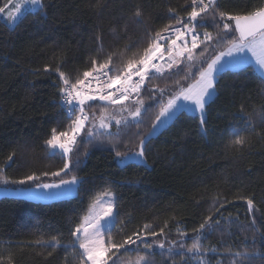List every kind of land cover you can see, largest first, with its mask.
I'll return each mask as SVG.
<instances>
[{
    "label": "trees",
    "instance_id": "obj_1",
    "mask_svg": "<svg viewBox=\"0 0 264 264\" xmlns=\"http://www.w3.org/2000/svg\"><path fill=\"white\" fill-rule=\"evenodd\" d=\"M9 1L0 0V8ZM42 3L44 10L25 12L18 27L0 18V182L31 188L74 175L81 179L77 194L69 199L40 203L1 197L0 258L11 256L13 264H80L82 252L72 233L88 206L106 189L114 194L110 228L114 241L121 242L136 232L143 235L164 229V235L144 236L153 245L151 252L137 240L119 251L113 249L108 264L135 263L139 255L150 264H200L201 259L205 264H235L243 259L235 253L252 251L254 234L255 248L264 252V79L252 66L217 75L215 95L204 114L206 131H201L198 116L183 112L145 140L146 165L131 162L121 166L116 159V151L128 154L135 150L167 100L180 87L192 84L211 59L227 50L226 41H217L238 37L223 31L218 13L246 14L264 6V0H216L215 18L212 10L202 13L203 19L197 18L205 26L196 28L199 47L193 50V58L189 60L185 53L175 58L171 68L148 75L139 93L113 115L110 104L87 101L84 109L89 119L77 136L79 143L69 153V169L60 176L51 173L64 167L65 157L60 149L53 154L45 140L53 128L66 130L75 115L66 116L60 105L62 82L56 69L75 82L92 69L93 59L104 62L111 55L112 74L126 72L128 61L139 60L157 32L162 36L166 26L178 27L183 25L178 20L189 19L193 4L192 0ZM138 10L140 17L135 16ZM206 31L212 34V41H204ZM190 41L184 39L182 44L191 47ZM158 43L160 48L169 45L163 39ZM139 100L142 106L134 103ZM125 107H140L141 115L100 129L102 110H107L108 123L114 116L128 117ZM89 128L101 135L89 137ZM234 132L244 138L243 145L232 143ZM32 174L39 180L13 183ZM247 199L254 202L251 211ZM210 215L219 223L201 240L203 252L187 253L197 236L195 229ZM145 224L151 228L144 230ZM253 227L258 231L253 233ZM160 242L164 249L157 247ZM249 259L261 262L259 255Z\"/></svg>",
    "mask_w": 264,
    "mask_h": 264
},
{
    "label": "snow or ice",
    "instance_id": "obj_2",
    "mask_svg": "<svg viewBox=\"0 0 264 264\" xmlns=\"http://www.w3.org/2000/svg\"><path fill=\"white\" fill-rule=\"evenodd\" d=\"M24 4L35 5L40 11H43L45 7L42 3V0H17L14 11L9 12L8 14L9 24H13L14 27H18L19 23H22L23 14L21 13V9ZM192 4L193 8L190 12H188V21H177V23L183 24L185 31H181L180 29L175 30V39H172L168 45V55L170 57H181L187 53V58L191 60L193 58V50L199 47V37L195 35L196 28L205 26L203 23H197V18L201 17L202 13H208L209 10H212L213 18H215L217 9L216 0H192ZM3 11L4 9L0 8V12ZM170 11L172 10L170 9ZM218 14L220 20L223 22V31L226 34L229 32L237 33L238 37L233 36L228 38L225 36L217 41L218 43H223L226 41L229 45L227 51L221 52L218 56H215V58L211 59V62L207 63V67L199 72V79L195 84L189 85L187 87H180L179 90L167 100V103L161 107L159 113L155 117L156 121L164 123L173 118L178 119L181 113L188 110L186 105H192L194 106L192 111L201 114V131H206L207 121L204 118V114L206 112L207 98L210 97L215 91L214 80L216 77L214 76V73L218 72L226 65L247 62L246 57L240 56L234 57L233 60L226 61L224 64H222V57H232L233 53H243L247 51L252 54L259 67L264 69V6L248 11L246 14L232 15L223 11H220ZM135 16L140 17L141 12L139 10L136 11ZM217 27H220V24H217ZM163 31H169V27L166 26ZM185 34L192 35L191 47H188L187 43H185L183 47L177 48L176 41L183 39ZM162 38L163 37L161 36V33L157 32L156 40H153L149 43L148 47L144 50V55L139 60H129L127 63V71L123 73H116L115 75L111 73L109 70V64L112 61L111 55H109L107 60L104 62H98L96 59H93L92 69L89 71H84L82 74L83 78L78 77L75 82H72L64 72L59 70V68L56 69L62 82V87L60 88L61 99L64 105L67 106L69 116L71 117L75 115V119L71 121L67 129L64 131H59L57 128H53L51 130L50 137L45 140V144L49 149H60L65 157L64 167L59 171L52 172V176H60L61 172H65L70 167L69 153L73 152L74 147L79 143L77 141V136L80 134L81 130L85 128V122L89 119V116L85 113L84 109L86 102L99 99L106 101L108 104L117 105L128 100L130 93H139L145 79L148 77V69L151 61L156 58L155 54L160 51V45L158 41ZM212 39V34L206 31L204 34V41H212ZM201 55H203V52H201ZM174 63L175 59H173L172 62L168 64V67L171 68ZM152 67H155V65H152ZM48 70L49 69L45 67V71ZM157 71H159L158 68ZM93 73H101L103 76H106L108 78L106 81V87L109 89L117 84L127 85L129 82H132L133 86L117 89V92L115 93L102 90H99V94L93 93L91 91L89 93H84L82 88L85 86L87 78L92 77ZM133 76H139V81H133ZM179 101H182L183 103H178ZM134 103L142 106L143 101H134ZM123 110L128 111L129 115L133 119L141 115L140 107H136L135 109L125 107ZM77 112H79V115H76ZM107 116V110H102L99 121V127L101 129L107 130L109 127L108 123L106 122ZM115 122L118 126L121 124V120L119 118H115ZM262 122H264V117H262ZM94 126L95 125H93V127ZM159 126V124L154 123L152 129L154 130ZM234 134L236 135V139L233 140L232 143L234 145H243L245 143L244 138L240 137L238 132H234ZM87 135L89 137H98L101 135V133H94L93 130L89 128L87 130ZM90 142L91 141H89V143ZM138 147L139 150L136 151L134 155L143 160L146 156V143L144 138L140 139ZM53 154H55L54 151ZM116 155L117 157L121 158L122 161L128 159L127 153L122 154L120 151H116ZM12 158V155L8 157L9 160ZM0 171H3V169H0ZM44 175H48V173H44ZM80 179L81 178L74 175L71 177V179H61L59 184L40 183L36 185V188L40 190L39 192L29 189L27 195L30 197L34 195L59 197L65 193L62 191L52 190L60 189L62 186L67 187L76 185ZM37 180H39V177L35 174H32L25 176L23 179L13 181V183L25 185L31 181ZM246 202L248 204L249 210L251 211L254 208L253 200L247 199ZM114 207L115 201L113 199V193L106 189L88 206L86 215L82 217L81 223L73 231L72 235L77 238L79 241V248L82 249V258L80 259V264H108V259H111V256L108 254L112 253L113 249L119 251L120 249L125 248L127 245L136 244L137 240L141 241L143 246L151 252L153 245L148 243L146 239H144V236L164 235V229L161 228L159 233L156 231H145L142 235L141 232H136L133 233L135 239H133V236H127L121 242L114 241L111 235L110 226L108 231H102V228H104L105 225L101 224L102 219L111 218L113 216ZM221 207H223V204H221ZM216 223H219V221L214 220L211 215L205 218L204 222L199 225V228L195 229L197 236L193 240L191 246L186 248L187 253L199 255L203 252L201 240L207 238V235H205L206 233L208 235L211 234L213 231L212 225ZM252 223L255 225V219H253ZM165 227H167V225H165ZM150 228L151 225H144V230H148ZM252 231L255 233L258 231V229L253 227ZM180 235L183 236L185 233H180ZM255 241L256 237L254 234L253 248L251 252L235 253L237 257L243 258L241 260H237L235 264H244V261H247L248 264H255L254 260L249 259L250 256L255 255H259L261 257L260 264H264V252H259L255 248ZM157 247L164 249L165 244L160 242L157 244ZM180 247L183 248L184 245L181 244ZM212 250L215 251V249ZM169 251H171V249H169ZM161 254L163 255V253ZM106 256L107 259L105 258ZM142 262L143 264H150V261L144 255L137 256L135 264H142ZM0 264H13L11 256L7 258H0ZM200 264H205L203 259L200 260Z\"/></svg>",
    "mask_w": 264,
    "mask_h": 264
},
{
    "label": "rangeland",
    "instance_id": "obj_3",
    "mask_svg": "<svg viewBox=\"0 0 264 264\" xmlns=\"http://www.w3.org/2000/svg\"><path fill=\"white\" fill-rule=\"evenodd\" d=\"M16 3H17V0H10L9 3L3 8L4 11L3 12H0V18L3 19L9 26H13V24H9L8 14H9V12L14 11L15 4ZM37 9H38V7L35 6V5L24 4V6L21 9V13L24 14L27 11H35ZM190 42L192 43V41H190ZM184 44L185 43H183V45ZM189 44H187V45H189ZM240 56L246 57L247 58V62L240 63V64H234V65H226L224 68H221L218 72L214 73V76L217 77L218 74H220V73H222V72H224L226 70H239V69H241V68H243V67H245L247 65H250V66L253 67V69L255 70V72L260 77H262L264 79V69H261L259 67V65L256 63L254 57L252 56V54L250 52L245 51L243 53H233V56L232 57L224 56V57H222L221 63L224 64L226 61H231V60L234 59V57H240ZM168 57L171 59V61L176 58V57H170L169 55H168ZM198 79H199V74H198L197 78L194 80V82L192 84H190V85L195 84ZM215 81H216V79L214 80V83H215ZM130 84L131 83L129 82V84L125 85V87L130 86ZM135 95H136V93H130L129 94V98H132ZM214 95H215V91L212 93V95L210 97L207 98V103L211 99H213ZM90 101H93V100H90ZM125 102L126 101H124L122 104H124ZM104 103L108 104L107 102H104ZM178 103H183V102L182 101H179ZM122 104H117V105H111L110 104L111 105L110 107H111V113H112V115L119 110V108H120V106ZM186 107L188 109L187 111H185L186 113L192 114V115H196V116H198L201 119V114L200 113L192 111V108L194 106H192V105H186ZM121 113H124V111L123 112L121 111ZM77 114L79 115V113H77ZM93 119L94 118L91 117V120L90 121H92ZM135 119H133L129 115L128 117H126V118H124L122 120L120 119V120H121V124H124V123H127L128 121H134ZM173 119L168 120V121H166L164 123H160L159 121H156L155 120L154 123H157L160 126L158 128H156V129H154V130L151 128V130L149 131L148 135L144 139L147 140L148 138L154 137L157 134H159V132H161L164 128H166L172 122ZM87 121H86V123H87ZM114 123L116 124L115 118H113L112 120H110V122H108V125L110 126L111 124H114ZM138 150H139V147H137L132 152L128 153V159H126L124 161H122L121 158L116 157L118 164L121 165V166H123V165H125L127 163L133 162V163H140V164L146 165L145 159L142 160V159H140V158H138V157H136L134 155V153L136 151H138ZM52 151H54V150H52ZM59 183L60 182H54V183H49V184H59ZM77 187H78V183L76 185H71V186H67V187L62 186L60 189H54V190H52V191H62V192L65 193L64 195L59 196V197H50V196H47V195H34V196H31L30 197V196L27 195L29 189L35 190L36 192H39L40 191L39 189L36 188V186L35 187H31V188H25V187H15V188H13L12 186H6V185H4V183H1L0 182V198L1 197H13V198L25 199V200L32 201V202L49 203V202H53V201H58V200H63V199H69L71 197H74L77 194ZM105 199H107V198H105ZM113 199H114V194H113ZM113 216H114V209H113ZM113 216L111 218H104V219L101 220V224L105 225V227L102 228V231H107L109 229V226H110V228L112 227V225H113ZM75 240H76V244L79 247V241L77 240L76 237H75ZM80 251L82 252V249H80ZM105 258L107 259V256ZM130 264H135V263H130Z\"/></svg>",
    "mask_w": 264,
    "mask_h": 264
},
{
    "label": "built area",
    "instance_id": "obj_4",
    "mask_svg": "<svg viewBox=\"0 0 264 264\" xmlns=\"http://www.w3.org/2000/svg\"><path fill=\"white\" fill-rule=\"evenodd\" d=\"M176 29H180L181 31H185L183 25L171 28L164 35H162V37H163L162 39L169 41V42L172 39H175V30ZM188 38L192 39V35L191 34H185L183 39L176 41V47H179V48L183 47L182 41L184 39H188ZM166 49H168V46L164 47V48H160V51L155 54L156 58L153 59L149 65L148 75L158 74V73H160V72H162L168 68V64L171 63V61H170L171 59L168 57ZM152 65H155V67H152ZM137 66H139V65H137ZM157 68L159 69V71H157ZM109 70L112 73V70L110 68H109ZM105 71H108V70H105ZM96 77H98V78H96ZM107 79L108 78L106 76H103L101 73H93L92 77L87 78V80L85 82V86L82 88V91L84 93H89L91 91L93 93L99 94V90H102V91L115 93V92H117V89H122L123 87H125V85L117 84L114 87H112L111 89H109L106 87ZM139 79H140L139 76H133V81H139ZM130 83L131 84L128 87L133 86V83L132 82H130ZM96 100H99V99H96ZM99 101H102V100H99ZM104 102H106V101H104ZM60 105H61L65 115L70 117L67 106L64 105L61 97H60ZM77 113H79V112H77ZM73 116H71V117H73Z\"/></svg>",
    "mask_w": 264,
    "mask_h": 264
}]
</instances>
